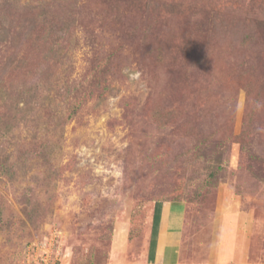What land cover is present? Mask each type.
Here are the masks:
<instances>
[{"label": "rangeland", "instance_id": "1", "mask_svg": "<svg viewBox=\"0 0 264 264\" xmlns=\"http://www.w3.org/2000/svg\"><path fill=\"white\" fill-rule=\"evenodd\" d=\"M70 2L56 80L0 131V264H149L165 200L185 204L177 264H264V0Z\"/></svg>", "mask_w": 264, "mask_h": 264}, {"label": "trees", "instance_id": "2", "mask_svg": "<svg viewBox=\"0 0 264 264\" xmlns=\"http://www.w3.org/2000/svg\"><path fill=\"white\" fill-rule=\"evenodd\" d=\"M15 2L16 0L0 1V42L9 39L11 47L18 50L21 48V40L25 37L24 45L29 51L25 53V57L13 59L12 55L6 62L0 64V107L4 108V113L0 115L5 116L0 120V131L5 132L9 131L15 121L23 119L26 113L30 112L29 110L34 109L37 91L46 87L51 78L56 80L57 74L51 70L50 64L62 55L61 45L68 36L73 35L75 20L72 15L73 4L70 0H37V3H33L34 5L27 8L26 12L19 13L12 12L13 7L16 9ZM24 12V16H21ZM30 51H33L36 56H30ZM27 60L32 63V68L37 70L35 78H38V81L35 80L34 84L32 82L28 87L23 86L20 90L10 84L3 85V76L16 68L22 69L23 75L27 77L30 75L34 69L27 68ZM7 171L10 170L7 169ZM28 209V212L32 211Z\"/></svg>", "mask_w": 264, "mask_h": 264}, {"label": "crops", "instance_id": "3", "mask_svg": "<svg viewBox=\"0 0 264 264\" xmlns=\"http://www.w3.org/2000/svg\"><path fill=\"white\" fill-rule=\"evenodd\" d=\"M181 205L172 210L173 205ZM185 204L181 201L154 203L147 238L146 259L149 264H177L185 229Z\"/></svg>", "mask_w": 264, "mask_h": 264}]
</instances>
